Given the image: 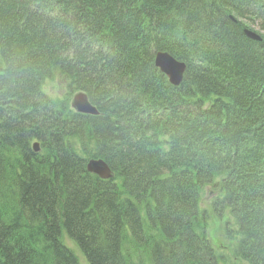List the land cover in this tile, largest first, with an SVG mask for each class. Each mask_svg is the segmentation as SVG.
Listing matches in <instances>:
<instances>
[{
  "label": "trees",
  "instance_id": "1",
  "mask_svg": "<svg viewBox=\"0 0 264 264\" xmlns=\"http://www.w3.org/2000/svg\"><path fill=\"white\" fill-rule=\"evenodd\" d=\"M244 21L264 32V0H0V264H80L63 232L87 264H221L214 181L236 254L264 264V36ZM54 74L98 113L45 93Z\"/></svg>",
  "mask_w": 264,
  "mask_h": 264
},
{
  "label": "rangeland",
  "instance_id": "2",
  "mask_svg": "<svg viewBox=\"0 0 264 264\" xmlns=\"http://www.w3.org/2000/svg\"><path fill=\"white\" fill-rule=\"evenodd\" d=\"M247 27L261 32L264 36V32L259 30L255 25L244 21ZM1 65V58H0ZM67 79L61 77L58 74H54L51 78L47 79L43 85V90L49 96L54 99H63L69 97V105L76 94V92H70L68 90ZM202 192V198L200 200V208L202 211H206L208 214V232L209 239L213 242L217 254L223 259L224 264H248L242 257L237 256L236 246L238 244L239 235L234 225L233 217L230 215L229 210L222 209L220 213L212 211L211 203L214 197L219 194V191L215 187L206 186ZM223 217H218L221 214ZM62 240L64 244L70 248L77 256L80 264H87L85 257L76 246V244L69 239L65 232L62 233Z\"/></svg>",
  "mask_w": 264,
  "mask_h": 264
},
{
  "label": "water",
  "instance_id": "3",
  "mask_svg": "<svg viewBox=\"0 0 264 264\" xmlns=\"http://www.w3.org/2000/svg\"><path fill=\"white\" fill-rule=\"evenodd\" d=\"M245 34L255 41H262L263 37L256 30L245 27ZM155 65L168 77L169 82L174 86H178L185 72L186 64L174 58L167 51H159L155 57ZM72 108L79 113L97 114V108L92 105L83 91L77 92L71 101ZM36 151L39 150L38 143L33 145ZM87 170L96 174L102 179H110L113 177V171L105 160L102 158H91L87 162Z\"/></svg>",
  "mask_w": 264,
  "mask_h": 264
},
{
  "label": "bare ground",
  "instance_id": "4",
  "mask_svg": "<svg viewBox=\"0 0 264 264\" xmlns=\"http://www.w3.org/2000/svg\"><path fill=\"white\" fill-rule=\"evenodd\" d=\"M254 30V29H253ZM257 31V30H256ZM258 33H260L261 34V32H259V31H257ZM261 36L263 37V35L261 34ZM159 51H162V50H158V51H156L155 52V57H156V55H157V53L159 52ZM212 186V187H215L216 189H217V191H219V194H217L215 197H214V199H213V201H212V203H211V208H212V211H217V209L215 208V204H216V202L220 199V189H219V185H220V181H214V182H212V183H208V184H205L204 186H203V188H202V190H201V193L199 194V199H198V206H199V210H200V212L202 213V216H203V219L205 220L204 221V223H202V234L204 235V237H205V239L206 240H208L209 242H210V244L212 245V247H213V249H214V251H215V253H216V255L218 256V258H219V261H220V263L221 264H224L223 263V259L219 256V254H217V252H216V250H215V247H214V244H213V242H211L210 241V239H209V232H208V226H207V223H208V214H207V212L206 211H202L201 210V208H200V200H201V198H202V192H203V190L205 189V188H207L206 186ZM228 210V209H227ZM221 211V210H220ZM220 211H218V213H220ZM223 213L220 215V216H218V217H223ZM234 225H235V222H234ZM235 228H236V230H237V227H236V225H235ZM238 256V255H237ZM240 257V256H239Z\"/></svg>",
  "mask_w": 264,
  "mask_h": 264
}]
</instances>
